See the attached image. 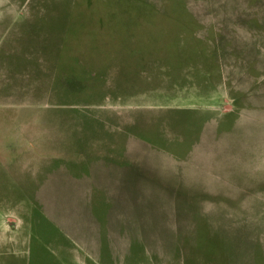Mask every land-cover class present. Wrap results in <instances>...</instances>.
<instances>
[{"label":"rangeland","instance_id":"rangeland-1","mask_svg":"<svg viewBox=\"0 0 264 264\" xmlns=\"http://www.w3.org/2000/svg\"><path fill=\"white\" fill-rule=\"evenodd\" d=\"M261 12L0 0V264H264Z\"/></svg>","mask_w":264,"mask_h":264},{"label":"crops","instance_id":"crops-1","mask_svg":"<svg viewBox=\"0 0 264 264\" xmlns=\"http://www.w3.org/2000/svg\"><path fill=\"white\" fill-rule=\"evenodd\" d=\"M218 7H220V6L218 5ZM229 9H230V8H228V7L225 8V9L223 8V11H224V10H227L228 12H230ZM218 10H220V9H218ZM228 12H227L226 14L223 13V15H225V16L234 15V14H232V13H234V12H231V13H228ZM258 14H259V16H264V13H262V12H261V13H258ZM220 15H221V13H220Z\"/></svg>","mask_w":264,"mask_h":264}]
</instances>
